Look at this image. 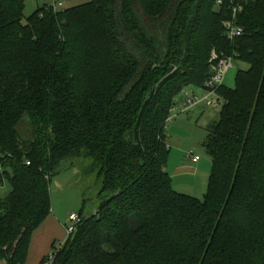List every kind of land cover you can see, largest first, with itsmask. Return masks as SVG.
Wrapping results in <instances>:
<instances>
[{"label":"trees","instance_id":"16d2710c","mask_svg":"<svg viewBox=\"0 0 264 264\" xmlns=\"http://www.w3.org/2000/svg\"><path fill=\"white\" fill-rule=\"evenodd\" d=\"M25 3L0 0V264L27 263L74 159L102 202L55 264H264V0H86L24 23ZM229 59L247 69L217 89L201 200L173 189L167 124Z\"/></svg>","mask_w":264,"mask_h":264},{"label":"rangeland","instance_id":"374dc122","mask_svg":"<svg viewBox=\"0 0 264 264\" xmlns=\"http://www.w3.org/2000/svg\"><path fill=\"white\" fill-rule=\"evenodd\" d=\"M53 1L62 3L66 9L78 6L86 0H26L24 23L38 8L51 6ZM244 69H247L246 65L233 61L223 85L230 89L234 88L238 72ZM189 95H186V98ZM186 98L183 97V103ZM172 117L174 120L167 124L171 143L167 172L172 178L173 189L180 194L202 200L207 191L212 168V160L206 153L204 143L208 136L207 128L219 119L220 109L201 105L181 115L173 111ZM193 156H199L201 159L197 170L194 169L195 166H190ZM183 160L188 163L187 168L179 167ZM98 171L92 167L90 160L74 159L64 163L52 179L50 186L52 212L59 216L63 226L71 224L69 221L71 214L82 213L89 217L99 209L103 181ZM9 192L10 187L6 184L0 188V197L7 196Z\"/></svg>","mask_w":264,"mask_h":264},{"label":"built area","instance_id":"2783aa9c","mask_svg":"<svg viewBox=\"0 0 264 264\" xmlns=\"http://www.w3.org/2000/svg\"><path fill=\"white\" fill-rule=\"evenodd\" d=\"M52 7L54 11L64 10L63 4L57 3L56 1H53ZM237 11L238 8L234 10L232 20L225 23L227 36L230 40L240 37L243 33L242 29L239 28L235 22ZM215 58L216 57H214V59ZM231 66L232 61L230 59L221 61L216 67H214L215 74L211 81L208 83L210 91L204 92L201 95L190 94L189 96H187L185 102L181 103L173 111L177 112L178 114H183L201 105H206L211 108H220L221 100L217 94V89L223 84L224 79ZM199 159V156L192 157V161L194 163H197ZM69 221L71 224L66 228L67 238L76 231L77 227L81 224L82 218L77 214H71L69 217ZM64 243L65 241L59 244L55 252L53 250L42 264H55L56 252L64 245Z\"/></svg>","mask_w":264,"mask_h":264},{"label":"crops","instance_id":"0c3cea01","mask_svg":"<svg viewBox=\"0 0 264 264\" xmlns=\"http://www.w3.org/2000/svg\"><path fill=\"white\" fill-rule=\"evenodd\" d=\"M200 95V93L198 94ZM181 115V114H179ZM171 116L170 121H173ZM168 122V123H169ZM168 134V145L171 148V143ZM200 160L197 163L190 162V166H195V170L198 169ZM188 163L183 160L179 167L187 168ZM193 168V167H192ZM63 226L59 216L52 212L45 223L33 234L31 239L28 261L26 264H42L44 259L47 258L54 248L63 243L67 239L66 228Z\"/></svg>","mask_w":264,"mask_h":264}]
</instances>
